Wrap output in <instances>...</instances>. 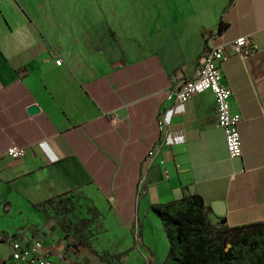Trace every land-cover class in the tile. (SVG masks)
Returning <instances> with one entry per match:
<instances>
[{"label": "crops", "instance_id": "1", "mask_svg": "<svg viewBox=\"0 0 264 264\" xmlns=\"http://www.w3.org/2000/svg\"><path fill=\"white\" fill-rule=\"evenodd\" d=\"M209 34L257 44L222 66L239 158L212 92L167 97L198 75ZM187 194L216 226L264 221V0H0V264H28L12 242L34 239L54 264H165L152 207Z\"/></svg>", "mask_w": 264, "mask_h": 264}, {"label": "trees", "instance_id": "2", "mask_svg": "<svg viewBox=\"0 0 264 264\" xmlns=\"http://www.w3.org/2000/svg\"><path fill=\"white\" fill-rule=\"evenodd\" d=\"M227 27L228 23L221 22L219 32ZM152 210L162 220L169 240L165 264H234L242 249H256L253 236L264 234V221L232 227L214 225L199 194L153 205ZM254 264H264V251Z\"/></svg>", "mask_w": 264, "mask_h": 264}, {"label": "built area", "instance_id": "3", "mask_svg": "<svg viewBox=\"0 0 264 264\" xmlns=\"http://www.w3.org/2000/svg\"><path fill=\"white\" fill-rule=\"evenodd\" d=\"M216 37L209 34L201 59V67L197 76L193 78L181 77L175 87L167 91L168 99H173L178 104H184L193 96L210 91L214 94L217 110V126L225 135V144L230 158H239L243 155V145L239 122L241 115L232 109V90L223 83V63L230 55V49L235 53L247 56L255 51L257 44L252 34L237 37L232 41L216 42ZM61 64V59H56ZM117 116L112 117L115 124ZM160 128L165 129V123L160 121ZM27 149L22 146L12 145L7 150V155L14 159L25 157ZM154 151L149 153L153 155ZM143 179L141 180L142 185ZM13 257L28 264H54L50 259L51 249L45 246L43 240L34 239L28 243L20 240L12 242Z\"/></svg>", "mask_w": 264, "mask_h": 264}, {"label": "rangeland", "instance_id": "4", "mask_svg": "<svg viewBox=\"0 0 264 264\" xmlns=\"http://www.w3.org/2000/svg\"><path fill=\"white\" fill-rule=\"evenodd\" d=\"M252 241L257 243L256 249L247 246L241 250L239 258L234 264H254V259L264 251V234L253 236Z\"/></svg>", "mask_w": 264, "mask_h": 264}, {"label": "water", "instance_id": "5", "mask_svg": "<svg viewBox=\"0 0 264 264\" xmlns=\"http://www.w3.org/2000/svg\"><path fill=\"white\" fill-rule=\"evenodd\" d=\"M29 112L31 114H35V113L39 112V107L37 105L33 104L30 106ZM212 207H213V209L217 215L223 216L225 214V204L223 201H220V200L214 201L212 203Z\"/></svg>", "mask_w": 264, "mask_h": 264}]
</instances>
